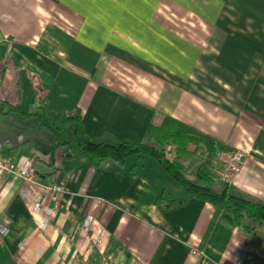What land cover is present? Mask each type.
<instances>
[{"label":"crops","instance_id":"1","mask_svg":"<svg viewBox=\"0 0 264 264\" xmlns=\"http://www.w3.org/2000/svg\"><path fill=\"white\" fill-rule=\"evenodd\" d=\"M2 62L0 103L14 110L1 152L62 190L1 179L0 264H264V224L242 230L188 195L161 211L143 164L91 167L57 116L80 109L84 139L109 145L169 117L228 149L212 167L246 154L213 192L264 204V0H0Z\"/></svg>","mask_w":264,"mask_h":264},{"label":"trees","instance_id":"2","mask_svg":"<svg viewBox=\"0 0 264 264\" xmlns=\"http://www.w3.org/2000/svg\"><path fill=\"white\" fill-rule=\"evenodd\" d=\"M12 65L17 66V63H12ZM5 68L6 65L2 62L0 81ZM13 110L0 103V116L7 115ZM57 116L61 118L62 123L69 126L72 136L71 141L63 144L77 148L85 154L91 167L98 168L108 161L119 167L130 156H150L189 198L211 205L218 210L219 214L230 215L238 228L248 231L249 228L242 224L243 220L264 224V204H258L239 194L230 193L227 187L218 193L209 188L218 180L211 172L213 160L217 155L228 151L211 137L169 117H164L161 124L148 125L141 143L130 139H124L115 145L92 143L84 139L80 109L75 107L68 112L60 111ZM167 146H170L169 151L165 150ZM203 149L205 160L197 169V178L201 182L199 185L186 179L183 170L185 165L195 160ZM129 172L137 174V167H130ZM184 203L185 201H180L176 207H171L168 197L163 196L162 192L157 194V207L161 211L175 209Z\"/></svg>","mask_w":264,"mask_h":264},{"label":"built area","instance_id":"3","mask_svg":"<svg viewBox=\"0 0 264 264\" xmlns=\"http://www.w3.org/2000/svg\"><path fill=\"white\" fill-rule=\"evenodd\" d=\"M170 150V146L166 147V151ZM246 154L241 150H233L229 153V156L226 161H224L223 169H218L215 167L211 168V172L214 176L217 177L222 182L229 181L234 177L242 168ZM11 176L17 179L22 180L23 182L30 183L36 187L42 189L44 194L49 193H60L62 188L57 184H43L38 179L35 174L32 165L29 160L26 158L20 157L17 160H12L8 157H5L0 149V181L4 176ZM35 211L41 210V204L35 202L33 209ZM47 218L43 220V223L40 225V228H43L47 224L48 216L51 215L49 210H45ZM93 218L87 217L84 222L81 224L84 230H89ZM8 228L6 224L0 223V243L2 239L8 235Z\"/></svg>","mask_w":264,"mask_h":264},{"label":"rangeland","instance_id":"4","mask_svg":"<svg viewBox=\"0 0 264 264\" xmlns=\"http://www.w3.org/2000/svg\"><path fill=\"white\" fill-rule=\"evenodd\" d=\"M69 133H70L69 129L66 128L63 131L62 137L65 138L67 135L70 137ZM165 150H166V148H165ZM238 150H240V149H238ZM77 152H79V150H77ZM219 155H217L216 159L218 158ZM137 157L140 159L138 160ZM204 160H205V151L203 149L202 152H200L198 154V156L195 160H193V161H191L185 165V168L183 171L184 177L187 178L188 180L192 181L195 184L197 182H199L200 180H198V178H197V169L204 162ZM130 161L131 162L136 161L139 165H141V164L144 165L143 173H145L147 175V177L150 179V181L156 180V182L160 188L159 190L160 191H161V189L164 190L165 195H166L165 197H168L169 199L175 200V202H176V201H179L181 198L185 197V195L187 196V194L185 192H183L174 183V181L162 170V168L156 163V161L152 157L146 156V155L130 156L128 158V160H126V162L131 164ZM212 164H213V162H212ZM241 169H240V171H241ZM240 171L237 174H239ZM214 183H215L214 185L216 187H214L212 185L213 190H216L215 188H217V187H221V184H219L217 181H215ZM262 229H264V227Z\"/></svg>","mask_w":264,"mask_h":264}]
</instances>
